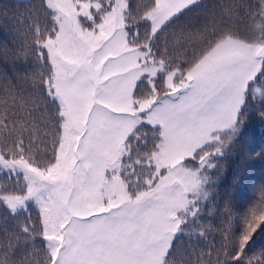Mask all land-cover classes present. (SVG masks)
<instances>
[{
	"label": "snow or ice",
	"instance_id": "6c2138e0",
	"mask_svg": "<svg viewBox=\"0 0 264 264\" xmlns=\"http://www.w3.org/2000/svg\"><path fill=\"white\" fill-rule=\"evenodd\" d=\"M193 2L39 0L16 54L32 91L0 85V264H264L248 253L264 184L244 214L225 208L219 246L203 205L212 158L264 100V45L229 38L177 67L166 33ZM182 237L205 242L194 262Z\"/></svg>",
	"mask_w": 264,
	"mask_h": 264
},
{
	"label": "trees",
	"instance_id": "16d2710c",
	"mask_svg": "<svg viewBox=\"0 0 264 264\" xmlns=\"http://www.w3.org/2000/svg\"><path fill=\"white\" fill-rule=\"evenodd\" d=\"M141 4H150V0H139ZM39 0H0V51L7 49L8 55H0V85L14 88L27 95L31 90L28 81L24 80L35 67L31 56L25 62L17 58V52L31 38V26L40 20L38 15ZM258 5L264 0H197L183 11L169 31L168 43L171 58L177 67L186 63L191 68L210 48L226 38H232L246 44H264V16ZM227 9V12L224 11ZM190 33L189 40L174 50V33ZM2 107V105H0ZM264 100H250L244 109L240 126L230 135L233 139L225 145L222 154L212 158L214 167L208 169L210 197L203 201L205 214L215 210L211 219L215 231L212 232L216 245L223 243L222 229L228 223L225 208L239 217L244 214L256 200V187L264 184ZM5 114L0 111V120ZM25 136L32 135L39 143L43 135V125L33 132L29 123ZM2 139V137H0ZM15 150V149H13ZM207 218V217H206ZM188 250L193 253L192 260L201 250L204 241H187ZM15 243V242H13ZM0 244L7 247L8 241L0 237ZM15 249H9L14 251ZM264 251V230H258L249 242L248 253Z\"/></svg>",
	"mask_w": 264,
	"mask_h": 264
},
{
	"label": "rangeland",
	"instance_id": "374dc122",
	"mask_svg": "<svg viewBox=\"0 0 264 264\" xmlns=\"http://www.w3.org/2000/svg\"><path fill=\"white\" fill-rule=\"evenodd\" d=\"M197 0H194V2L193 3H195ZM192 3V4H193ZM229 38H226V39H224L223 41H221L220 43H218V44H222V43H224L226 40H228ZM230 39H232V38H230ZM233 41H238V40H235V39H232ZM248 45H264V44H258V43H254V44H248ZM120 51H123V52H125V54H126V57H127V63L125 64V65H123L124 67H132L133 65H134V63H135V60H136V57L137 56H139L140 55V53H138V52H134V51H128V50H126V49H124L123 47H121L120 49H119ZM205 55V54H204ZM203 55V56H204ZM202 56V57H203ZM201 57V58H202ZM200 58V59H201ZM235 132V131H234ZM234 132H232V134L234 133ZM223 148H226V149H228L227 148V146H223Z\"/></svg>",
	"mask_w": 264,
	"mask_h": 264
}]
</instances>
